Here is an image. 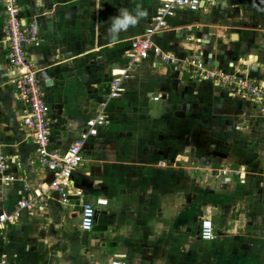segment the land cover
I'll use <instances>...</instances> for the list:
<instances>
[{
	"label": "crops",
	"instance_id": "crops-1",
	"mask_svg": "<svg viewBox=\"0 0 264 264\" xmlns=\"http://www.w3.org/2000/svg\"><path fill=\"white\" fill-rule=\"evenodd\" d=\"M160 4L20 0L22 17L37 18L39 25L41 42L30 56L52 108V145L67 148L106 101L108 122L88 143L74 175L84 198L68 205L51 192L46 208L23 210L2 231L0 254L12 264H110L114 258L127 264H264V113L258 105L224 86L194 82L185 69L152 57L132 67L122 95L108 99L112 69L127 67L130 40L152 17L118 33L110 30L112 19L121 9L155 14ZM5 15L0 0V147L15 161L14 181L0 178V213L19 207L24 185L37 188L52 177L20 120ZM156 40L175 57L198 43L207 62L223 68L247 58L250 76L264 81V0H204L198 11L178 12ZM192 97L204 105L201 115L192 112ZM196 122L198 131L210 132L201 144L192 137ZM99 196L109 200L98 210L95 226L102 227L94 226L83 245L81 228L69 229L70 213L79 209L81 221L80 201ZM203 217L214 222V240L199 235Z\"/></svg>",
	"mask_w": 264,
	"mask_h": 264
},
{
	"label": "built area",
	"instance_id": "built-area-1",
	"mask_svg": "<svg viewBox=\"0 0 264 264\" xmlns=\"http://www.w3.org/2000/svg\"><path fill=\"white\" fill-rule=\"evenodd\" d=\"M204 0H161V4L152 16L149 25L140 35L130 40L127 54L130 61L126 68L112 69L113 78L109 84L108 99L122 95L125 90L124 79L135 64L152 57L157 61L172 64L175 68L185 69L194 82H211L224 86L232 96L250 98L264 113V81L251 77L248 73L250 61L240 60L229 68L211 65L207 62L206 52L200 44L183 57H175L158 44L156 38L170 28V21L178 12L198 11ZM5 11L6 55L12 72V84L22 109L20 120L27 128L38 146V161L51 172L52 177L37 188L24 185L18 208L0 213V234L7 224L16 222L23 210L36 211L48 206L49 200L57 192L63 204L70 205L73 198H84L85 192L75 182V172L83 165L88 143L98 136L100 127L108 122L106 115L107 101L101 110L87 119L85 126L67 148L58 149L52 145V108L39 78L41 69L32 60L30 48L41 42L37 18L27 20L21 15L20 0H3ZM190 40H193L189 38ZM122 69V70H121ZM15 161L8 157L0 147V178L3 183L14 181L12 171ZM81 202L82 232H92L100 207L108 205L107 197L99 196L95 201ZM199 235L205 241L216 238L215 225L211 217H203L199 225ZM0 264H12L7 255L0 254ZM110 264H127L123 258H114Z\"/></svg>",
	"mask_w": 264,
	"mask_h": 264
},
{
	"label": "rangeland",
	"instance_id": "rangeland-1",
	"mask_svg": "<svg viewBox=\"0 0 264 264\" xmlns=\"http://www.w3.org/2000/svg\"><path fill=\"white\" fill-rule=\"evenodd\" d=\"M153 1H155V0H153ZM142 10L147 14V16H146L147 18L148 17L151 18L153 16V14H154L153 12L150 13V11H148L147 9H142ZM140 19L138 20V22H137L136 25L132 26L133 28H138L141 25L142 21H145V20H140ZM140 21H141V23H140ZM144 27H145V25H144ZM140 34H137L136 36H138ZM136 36H134V37H136ZM134 37H132V38H134ZM100 91H101L100 93L104 92L103 88ZM158 98L159 97H156V99H158ZM198 100L199 99H193V97H192V112L194 114L201 115L205 111V109H204V105H200V102ZM144 111L145 110H141V112H144ZM198 123L199 122H196V124H192L193 125L192 126V137H194L195 139L200 138L198 140H199V144H201L202 143L201 142V139H203V137L209 136L210 132H207L205 130L198 131V129H199L198 128ZM79 212H80V210L77 209L76 207H74L73 210L70 213L69 221H68L67 224H68V226H70L69 229L71 231H77L80 228L79 227V224H80V215H79ZM86 252L87 253H91L92 252L91 248L88 249Z\"/></svg>",
	"mask_w": 264,
	"mask_h": 264
},
{
	"label": "clouds",
	"instance_id": "clouds-1",
	"mask_svg": "<svg viewBox=\"0 0 264 264\" xmlns=\"http://www.w3.org/2000/svg\"><path fill=\"white\" fill-rule=\"evenodd\" d=\"M145 15L146 13L139 9L135 10L134 13L127 9H121L119 15L112 19L110 30L114 33L127 30L130 26L137 24L138 20Z\"/></svg>",
	"mask_w": 264,
	"mask_h": 264
},
{
	"label": "water",
	"instance_id": "water-1",
	"mask_svg": "<svg viewBox=\"0 0 264 264\" xmlns=\"http://www.w3.org/2000/svg\"><path fill=\"white\" fill-rule=\"evenodd\" d=\"M95 227H97V229H99L102 226H100V224H99ZM89 237H90V232H88V231L83 232L82 237H81V241H82L83 245H89Z\"/></svg>",
	"mask_w": 264,
	"mask_h": 264
}]
</instances>
